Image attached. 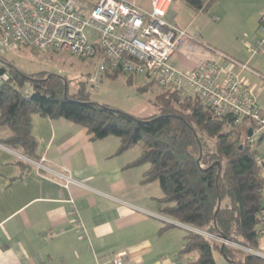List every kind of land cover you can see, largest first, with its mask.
Returning a JSON list of instances; mask_svg holds the SVG:
<instances>
[{"label":"crops","instance_id":"0c3cea01","mask_svg":"<svg viewBox=\"0 0 264 264\" xmlns=\"http://www.w3.org/2000/svg\"><path fill=\"white\" fill-rule=\"evenodd\" d=\"M178 2L189 10L180 5L191 20L180 21L175 0L165 19L194 37L183 41L172 62L190 69L203 60H219L224 53L246 64L235 70L254 88L264 114V52L251 50L260 37L264 0H218L207 12ZM207 20L214 22L209 25ZM31 122L36 157H45L54 169L67 171L82 185L65 188L33 166L22 170L16 163L21 154L1 143L10 129L0 126V264H110L119 252L135 264H151L147 257L171 234V229L159 231L162 223L173 220L160 213L159 182L140 181L147 165L127 167L140 154V145L118 152L116 136L93 138L86 127L63 117L33 114ZM263 146L264 135L258 151ZM260 174L264 177V166ZM262 203L264 209V187ZM182 239L178 235L175 245ZM255 252L264 255V235Z\"/></svg>","mask_w":264,"mask_h":264},{"label":"trees","instance_id":"16d2710c","mask_svg":"<svg viewBox=\"0 0 264 264\" xmlns=\"http://www.w3.org/2000/svg\"><path fill=\"white\" fill-rule=\"evenodd\" d=\"M183 1L195 12H207L218 0ZM0 62V76H5L0 79V126L10 129L2 144L38 160L33 114L66 118L86 127L93 138L116 136L118 152L141 143L140 154L127 167L147 165L140 181L159 182L160 213L192 227L178 252V257L191 256L183 264H217L214 253L226 264H264V256L255 252L264 227L259 217L264 165L256 160L264 133L251 145L247 138L255 127L248 118L218 115L197 95L176 90L158 93L153 99L158 113L138 118L90 101L85 81L69 93V79L62 75L23 72L1 54ZM151 83L156 82L149 80L141 90ZM16 163L24 171L32 166L20 157ZM176 226L165 221L159 231Z\"/></svg>","mask_w":264,"mask_h":264},{"label":"built area","instance_id":"2783aa9c","mask_svg":"<svg viewBox=\"0 0 264 264\" xmlns=\"http://www.w3.org/2000/svg\"><path fill=\"white\" fill-rule=\"evenodd\" d=\"M148 2L145 8L127 0H0V53L31 47L40 52H67L78 59H93L94 71L88 77L93 84L101 82L106 73L145 75L163 90L197 95L218 115L248 118L255 131L247 139L254 144L264 129V114L256 104L254 88L235 70L247 65L219 53V60H203L190 69L177 67L172 55L185 39L194 36L165 19L172 0ZM258 31L260 37L251 49L253 53L264 52V13L258 21ZM20 158L65 188L82 185L67 171L54 169L45 157L36 161L22 155ZM256 160L264 165V146ZM72 213H76L73 204ZM259 217L264 220V209ZM75 220L82 228L81 221ZM260 235H264V227ZM110 264L135 263L119 252L113 254Z\"/></svg>","mask_w":264,"mask_h":264},{"label":"rangeland","instance_id":"374dc122","mask_svg":"<svg viewBox=\"0 0 264 264\" xmlns=\"http://www.w3.org/2000/svg\"><path fill=\"white\" fill-rule=\"evenodd\" d=\"M129 2L148 6V0H127ZM175 0L174 10L177 12L180 21L188 22L191 20L190 12H184L178 2ZM184 8L185 6L182 5ZM181 9V12L179 11ZM185 11L187 8H184ZM213 20H207V23H213ZM4 59L10 61L15 67L26 73H56L69 79L68 91L74 92L78 82H86V88L89 91L90 101L108 105L126 114H130L138 118H147L158 113L157 108L153 104L154 97L161 92H164L157 83H151L145 91L141 87L150 80L145 75H133L132 78L127 74L118 73L116 76H103L101 82L91 83L88 77L94 71V62L90 59H78L67 52H40L31 47H22L17 51H9L0 53ZM166 91V90H165ZM180 93V92H179ZM181 95H190L191 93H180ZM253 124V123H252ZM142 147L138 143L137 147ZM173 220V219H172ZM178 225L177 221H166ZM167 242L162 243V247L152 253V257H147V262L154 264L160 261L161 264H183L191 256L178 257L183 243L176 244L174 241L178 235L185 234L186 230H193L191 226H176L168 228ZM173 242V245L171 243ZM217 264H226V261L214 253Z\"/></svg>","mask_w":264,"mask_h":264},{"label":"water","instance_id":"95a60500","mask_svg":"<svg viewBox=\"0 0 264 264\" xmlns=\"http://www.w3.org/2000/svg\"><path fill=\"white\" fill-rule=\"evenodd\" d=\"M66 92H67V87H66V85H65V87H64V97H66ZM252 134V130L250 129L249 130V135H251ZM224 257V256H223Z\"/></svg>","mask_w":264,"mask_h":264}]
</instances>
